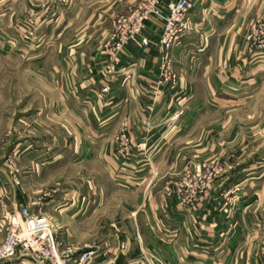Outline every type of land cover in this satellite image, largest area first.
Instances as JSON below:
<instances>
[{"label":"crops","instance_id":"1","mask_svg":"<svg viewBox=\"0 0 264 264\" xmlns=\"http://www.w3.org/2000/svg\"><path fill=\"white\" fill-rule=\"evenodd\" d=\"M139 1L45 8L44 0H0V47L56 48L63 63V102L40 108L63 110V151L54 152V139L23 157L26 170L36 160L43 184L63 175V197L33 205L42 187L34 173L15 183L0 166V244L4 208L41 205L62 216L69 264L90 248L93 264H264V56L253 36L264 0H193L197 30L171 52L174 86L161 81V19L147 22L150 45L127 44L116 72L107 73L112 20ZM173 1L163 0V12ZM31 13L27 35L22 22ZM107 78L111 92L101 99ZM50 117L38 131L44 142L55 138ZM123 123L133 146L126 163L118 156ZM203 162L222 174L210 197L183 208L167 189ZM229 189L231 205L223 198ZM5 264L37 263L17 257Z\"/></svg>","mask_w":264,"mask_h":264},{"label":"built area","instance_id":"2","mask_svg":"<svg viewBox=\"0 0 264 264\" xmlns=\"http://www.w3.org/2000/svg\"><path fill=\"white\" fill-rule=\"evenodd\" d=\"M74 0H45L44 7L60 5L70 8ZM163 0H144L130 15H118L114 19V32L108 43L112 48L110 63L107 73L112 75L117 70L119 52L125 45L140 42L143 46H149L151 40L144 37L143 32L147 22L163 20V32L160 38V46L163 53L162 83L174 86L178 76L172 67L171 52L193 30L195 2L193 0H174L169 4L167 12H163L161 5ZM33 15V14H31ZM25 18L22 22L27 35L33 33L32 17ZM253 36L264 42V25H253ZM111 92V82L107 78L100 92V98L105 99ZM118 156L123 162H129L133 156V146L129 138L128 126L123 123L118 136ZM222 169L208 163L196 164L187 170L173 186L167 189V194L177 198L179 204L185 208H193L201 200L211 196L215 189ZM234 189L223 192V198L227 205H231L234 199ZM2 193L0 191V201ZM6 233L0 244V264H5L17 257L34 259L40 264H69L65 252L60 250V242L55 234V229L47 218L32 212L30 206H23L19 210L5 213ZM264 229V216L260 220ZM96 259V251L93 248L81 252L75 264H93ZM147 264H154L147 260Z\"/></svg>","mask_w":264,"mask_h":264},{"label":"rangeland","instance_id":"3","mask_svg":"<svg viewBox=\"0 0 264 264\" xmlns=\"http://www.w3.org/2000/svg\"><path fill=\"white\" fill-rule=\"evenodd\" d=\"M143 1L140 0L130 12L115 15L112 23L118 15H130ZM31 14L29 15L33 17ZM27 18L30 17L27 15ZM255 24L264 25V14ZM195 30H197L196 25ZM113 32L114 25L112 35ZM262 39L264 40L263 37ZM258 45L260 46L258 55L263 57L264 42H259ZM122 50L119 52V58ZM58 54L59 51L56 48L48 49L43 46H35L34 43H29L28 45L20 43L17 47H0V166L4 168L9 178L15 183H20L22 177L27 178V176L33 175L28 174V172L34 173L37 179L34 182L35 185L38 184V186L42 187L35 194V199L37 200L34 199L33 205H39L46 198L56 197L59 199L60 196L63 197V175L53 174L51 185L43 184V176L39 175L40 169L35 159L30 162V166L34 167L33 170L31 168L26 170L23 167L25 166L23 163L26 161L23 157L29 154V151H43V146H55V144L54 152L63 151V127L60 128V124L63 123V110L55 109L51 112L40 110L43 103L57 104L63 102V63L59 62ZM48 114L51 115V130L55 136V138L52 137V142H44L41 139V135L38 134V131H43L45 127V121L43 122V120H47L46 115ZM214 116L215 113L211 115V118L219 119L221 117L220 114L216 117ZM43 185L49 186L44 187ZM4 209L5 212L1 220L4 223V231L6 233L5 213H11L20 208L13 210ZM44 212L45 207L41 205L38 210L34 211V213L50 220L60 242V250L63 252V240L61 239L63 236L62 216L58 212H55L52 216ZM31 260L40 264L34 259ZM143 264H147V260H144Z\"/></svg>","mask_w":264,"mask_h":264}]
</instances>
